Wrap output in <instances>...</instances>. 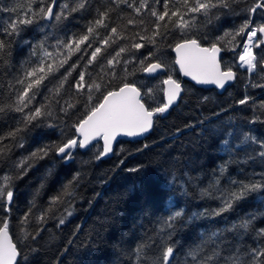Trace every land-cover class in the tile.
I'll list each match as a JSON object with an SVG mask.
<instances>
[{
  "label": "snow or ice",
  "instance_id": "6c2138e0",
  "mask_svg": "<svg viewBox=\"0 0 264 264\" xmlns=\"http://www.w3.org/2000/svg\"><path fill=\"white\" fill-rule=\"evenodd\" d=\"M30 31L36 36L27 38ZM175 66L194 85L177 79ZM238 80L242 98L229 93L231 103L221 104L197 97L194 110L203 113L210 104L215 110L172 135L195 130L193 149L211 141L218 162L205 167L194 154L157 155L152 171L170 195L111 245L114 264H264V137L250 127L264 125V100L257 103L247 91L264 90V0L0 4V123L6 126L0 129V264H33L56 239L53 229L61 231L85 202L88 188L109 183L108 173L124 159L103 173L94 169L110 155L124 154L123 147L115 148L118 137L146 138L173 110L189 104L196 85H214L222 95ZM238 106L251 114H241ZM150 147L145 143L136 152ZM42 163L40 183L18 216L14 237L18 182ZM73 163L76 170L42 202L58 169ZM100 196L94 192L86 200L89 208ZM246 203L254 206L241 214ZM118 215L114 206L98 217L82 246L96 248ZM82 230L77 224L55 264ZM45 232L49 239L42 246Z\"/></svg>",
  "mask_w": 264,
  "mask_h": 264
},
{
  "label": "trees",
  "instance_id": "16d2710c",
  "mask_svg": "<svg viewBox=\"0 0 264 264\" xmlns=\"http://www.w3.org/2000/svg\"><path fill=\"white\" fill-rule=\"evenodd\" d=\"M7 2L8 0H0V4ZM238 22L239 21H237V23ZM227 26L229 25H226V27ZM25 36L27 38H33L36 36V33L30 31L25 33ZM171 55L174 59V54L172 53ZM22 58L23 55L18 57V60ZM230 58V55H225L226 60ZM173 75L181 80L186 87L194 85L181 78L176 66L174 67ZM247 91L255 98L257 103L264 100V90L247 89ZM244 92L243 83L239 80L229 87L227 91H224L222 95L219 94L220 92L215 88L195 86L189 99V104H182L180 109L173 110L167 120L161 121L151 133L146 134V138L118 140L119 143L115 145V148L119 151L120 148L123 147L125 149L124 154L121 157L110 155L108 158L99 162L95 166L94 171L96 174H100L106 170L113 169L119 162V159L125 160L124 165L121 166L120 169H117L115 173H108L111 177L108 184L103 186L96 185L94 188H88L86 200L90 199L94 192H100L101 196L95 200L90 208L86 200L82 205H78L76 214L70 218V222L67 223L61 231L53 229L56 233V239L35 257L33 264H55L59 252L67 245L77 224H81L83 230L80 232L79 236L75 238V243L69 248L68 252L61 258V264H114L115 256L113 255L111 245L115 243L123 233L129 232L134 220L140 219L147 211L162 206L168 195H170L162 183V178H159L152 171L154 167L152 162L157 155L162 154L164 157H167L169 155H177L181 152L194 154L197 163L203 164L205 167H213L215 163L218 162L214 152V144L211 141H206L195 150L193 149L190 141L196 137L195 130H186L178 138H172L176 128H183L189 121H195L201 118L202 115L209 116L211 112L215 110V107L211 104L203 108V113L199 110H194L196 98L199 96H209L221 104H227L231 103V100L228 99L229 93H232L233 98L240 99L243 97ZM237 111L243 115L251 114V109H246L244 106H238ZM5 127L4 124L0 123V129ZM250 127H252V131L255 135L264 137V125L256 124ZM161 137H164V139L162 140ZM52 138L55 139L56 137L53 136ZM29 143L31 146H35L31 143V140ZM145 143L151 145V147L143 152H136V149ZM18 154L19 153H17V155ZM82 155L83 158L86 159L90 153ZM137 164H144L148 167L141 173H130L127 171L128 168L134 167ZM43 167L42 163L41 166L30 172L28 177L23 181L18 182L16 200L18 208L13 212L12 223L10 225V230L14 237L19 235V225L17 223L18 216L26 210L32 189L40 183ZM76 168L77 164L73 163L71 168L58 169V175L49 181L48 187L45 189L46 195L43 197L42 202H45L47 200V195L53 194L60 183L69 178ZM251 170V167L247 168V171ZM256 170H259L258 166ZM236 174L235 169H233V175ZM133 186L136 187V191H132ZM118 198L119 202L116 203ZM114 206L119 214L115 225L101 235L100 239L97 240L96 248L85 249L82 245L86 242V234L89 228L96 223L98 217H102L110 212ZM253 206L254 205L251 203L242 205L240 208L241 214ZM194 238L195 233L193 232L188 234L186 240L190 242V240ZM48 239L49 233L45 232L41 240V245L43 246ZM128 240L129 242H134V237L129 236Z\"/></svg>",
  "mask_w": 264,
  "mask_h": 264
},
{
  "label": "water",
  "instance_id": "95a60500",
  "mask_svg": "<svg viewBox=\"0 0 264 264\" xmlns=\"http://www.w3.org/2000/svg\"><path fill=\"white\" fill-rule=\"evenodd\" d=\"M174 57H175V54H174ZM177 67V69H178V71H179V68H178V66H176ZM181 75V74H180ZM183 78H186V79H188L189 81H191V78L190 77H184L183 75H181ZM191 82H193V83H195L194 81H191ZM198 86H201V85H198ZM202 87H215L214 85H206V86H202ZM219 91H221V90H219ZM140 138H142V137H125V136H120V137H118L117 138V140H120V139H130V140H135V139H140ZM102 142V141H101Z\"/></svg>",
  "mask_w": 264,
  "mask_h": 264
},
{
  "label": "bare ground",
  "instance_id": "6f19581e",
  "mask_svg": "<svg viewBox=\"0 0 264 264\" xmlns=\"http://www.w3.org/2000/svg\"><path fill=\"white\" fill-rule=\"evenodd\" d=\"M174 54V53H173ZM177 68V67H176ZM178 70V69H177ZM178 73H179V71H178ZM180 74V73H179ZM181 76V75H180ZM182 77V76H181ZM183 78V77H182ZM183 79H186V78H183ZM186 80H188V79H186ZM189 81V80H188ZM189 82H191V81H189ZM191 83H193V82H191ZM194 84V83H193ZM196 86H198V85H196ZM198 87H202V86H198ZM203 88H211V87H203ZM212 88H215V87H212ZM218 90V89H217ZM218 92H220L219 90H218ZM141 139V138H140ZM121 140V139H120ZM130 140V139H129ZM136 140V139H135ZM101 142V141H100ZM101 144H102V142H101Z\"/></svg>",
  "mask_w": 264,
  "mask_h": 264
},
{
  "label": "flooded vegetation",
  "instance_id": "af4514ba",
  "mask_svg": "<svg viewBox=\"0 0 264 264\" xmlns=\"http://www.w3.org/2000/svg\"><path fill=\"white\" fill-rule=\"evenodd\" d=\"M182 78V77H181ZM183 79V78H182ZM183 80H186V79H183ZM186 81H188V80H186ZM212 88V87H211Z\"/></svg>",
  "mask_w": 264,
  "mask_h": 264
},
{
  "label": "rangeland",
  "instance_id": "374dc122",
  "mask_svg": "<svg viewBox=\"0 0 264 264\" xmlns=\"http://www.w3.org/2000/svg\"><path fill=\"white\" fill-rule=\"evenodd\" d=\"M263 93H264V91H263ZM262 94V93H261Z\"/></svg>",
  "mask_w": 264,
  "mask_h": 264
}]
</instances>
